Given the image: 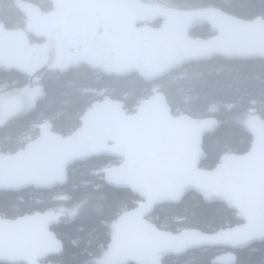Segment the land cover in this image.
I'll list each match as a JSON object with an SVG mask.
<instances>
[{"label":"water","instance_id":"1","mask_svg":"<svg viewBox=\"0 0 264 264\" xmlns=\"http://www.w3.org/2000/svg\"><path fill=\"white\" fill-rule=\"evenodd\" d=\"M44 12L15 0L25 27L7 29L0 21V70L28 76L27 83L0 91V130L35 110L46 92L45 72L86 65L110 76L136 73L151 82L192 62L264 59V18L245 19L219 7L172 8L142 0H48ZM159 22L158 25H153ZM206 25L210 36L194 37ZM28 33L42 43H30ZM251 135L241 153L221 155L211 168L203 138L218 127L213 116L174 114L161 91L131 112L108 95L95 100L70 135L42 124L38 134L12 153L0 149V191L50 189L68 180V167L94 156L119 158L103 171L105 184L128 189L140 200L111 223L109 264H162L166 256L193 249L238 248L264 240V119L246 121ZM205 203L221 202L240 223L205 232L160 229L147 216L158 205L178 204L188 192ZM65 212L54 208L17 217L0 216V263L55 264L62 241L51 227Z\"/></svg>","mask_w":264,"mask_h":264},{"label":"trees","instance_id":"2","mask_svg":"<svg viewBox=\"0 0 264 264\" xmlns=\"http://www.w3.org/2000/svg\"><path fill=\"white\" fill-rule=\"evenodd\" d=\"M13 0H0V21L10 27L20 19ZM143 1V0H142ZM166 7L184 9L215 6L245 19L264 18V0H153ZM194 37L210 36L208 26L191 30ZM26 77L15 71L0 70V91L19 87ZM46 97L35 110L0 130V149L12 153L36 136L40 125L50 121L53 130L68 134L79 126V117L95 98L108 95L124 102L131 112L147 98L152 87L166 95L174 114L187 113L194 117L213 116L218 127L203 138L206 158L204 168H211L219 157L228 152H244L251 140L241 116L251 113L264 119V59H223L192 62L153 80L143 81L136 73L126 76L104 75L86 66L70 69L64 74L49 73L43 80ZM95 91H103L94 95ZM108 157L75 162L69 169V181L51 190L28 188L20 192L0 191V216L17 217L53 207L69 210L72 218L55 224L51 229L62 241L59 255L46 261L55 264H90L100 258L101 249L108 248L112 221L140 200L128 189H118L103 181L101 165ZM57 194L64 198L54 199ZM63 211V210H61ZM65 212V211H64ZM147 218L160 229L179 231L196 228L215 232L234 226L240 221L236 213L221 202L205 203L190 191L178 204L165 203L154 208ZM221 251L233 254L227 264H264V240L238 248H203L183 254L166 256L162 264H224L216 261ZM105 256V253H104ZM3 264V263H0ZM133 264V263H128Z\"/></svg>","mask_w":264,"mask_h":264},{"label":"flooded vegetation","instance_id":"3","mask_svg":"<svg viewBox=\"0 0 264 264\" xmlns=\"http://www.w3.org/2000/svg\"><path fill=\"white\" fill-rule=\"evenodd\" d=\"M14 1L15 0H13V5H14ZM22 1H28V2H31V3H34V4H36V5H38L40 8H41V10L42 11H44V12H47V11H49L51 8H52V4L48 1V0H45L46 1V5H43V4H39L36 0H22ZM14 7H15V5H14ZM16 8V7H15ZM17 9V8H16ZM17 11H18V13H19V15H20V18L23 20V24L21 25V26H10V27H6L7 29H13V28H24L25 27V24H26V17L24 16V15H22L20 12H19V10L17 9ZM159 24V22H155L153 25H158ZM44 38H40V39H38L35 35H32V34H29L28 33V41L30 42V43H42V42H44ZM82 66H86V65H82ZM87 67V66H86ZM79 68V67H78ZM78 68H71V69H78ZM88 68V67H87ZM89 69V68H88ZM70 70V69H69ZM90 70V69H89ZM2 71V70H1ZM68 71V70H67ZM66 71V72H67ZM91 71H93V70H91ZM5 72V71H4ZM8 72H10V71H8ZM66 72H64V73H66ZM95 72H100V71H95ZM18 73V72H17ZM49 73H53V72H51V71H47V72H45L44 73V75L42 76V78H41V80H40V82H39V84L40 85H42L43 86V80H44V78H46L47 77V75L49 74ZM56 73H58V74H60L61 75V73L60 72H56ZM64 73H62V74H64ZM101 73V72H100ZM20 74V73H19ZM53 74H55V73H53ZM20 75H23V74H20ZM24 77H26V79H28V76H26V75H23ZM43 88H44V86H43ZM105 96V95H104ZM110 97V96H109ZM102 98V97H101ZM101 98H95V99H93V101H95V100H98V99H101ZM110 98H112V97H110ZM114 99V98H113ZM92 101V102H93ZM92 102L90 103V105L85 109V110H87V109H89V108H91V104H92ZM84 110V111H85ZM83 111V112H84ZM47 122H50V121H47ZM46 123V122H45ZM51 123V122H50ZM51 125H52V123H51ZM245 125H246V123H245ZM41 126V125H40ZM39 126V127H40ZM39 129V128H38ZM52 130H53V126H52ZM54 131V130H53ZM75 131V130H74ZM74 131H72V132H74ZM54 132H56V131H54ZM71 132V133H72ZM56 133H59V132H56ZM71 133H68V134H62L63 136H67V135H70ZM37 134H38V130H37ZM36 134V135H37ZM61 134V133H60ZM35 137V136H34ZM33 137V138H34ZM30 139H32V138H30ZM30 139H28V140H30ZM27 140V141H28ZM26 141V142H27ZM25 142V143H26ZM25 145V144H24ZM24 147V146H23ZM23 147H21L20 149H22ZM19 149V150H20ZM18 151V150H17ZM97 157H108L109 158V162L106 164V165H101L100 166V168L98 169V171H104L109 165H112V164H116V163H118V161H119V158H114V157H110V156H105V155H101V156H94V157H92V158H97ZM91 159V158H90ZM74 164V163H73ZM73 164H71L69 167H68V180H67V183H68V181H69V169L71 168V166L73 165ZM66 183V184H67ZM60 185H58V186H55V187H53V188H50V189H34V190H51V189H54V188H56V187H59ZM63 186V185H62ZM30 188V187H29ZM32 188V187H31ZM28 189V188H27ZM23 190H25V189H23ZM20 191H22V190H20ZM20 191H17V192H20ZM17 192H14V193H17ZM139 202V201H138ZM108 247H109V245H108ZM107 251V250H106ZM106 253V252H105ZM105 257V256H104ZM48 262V261H47ZM109 264V263H108ZM111 264H115V263H111Z\"/></svg>","mask_w":264,"mask_h":264},{"label":"rangeland","instance_id":"4","mask_svg":"<svg viewBox=\"0 0 264 264\" xmlns=\"http://www.w3.org/2000/svg\"><path fill=\"white\" fill-rule=\"evenodd\" d=\"M39 4H43L46 5V1L45 0H36ZM145 2H152L153 0H143ZM13 2V1H12ZM155 2V1H153ZM23 24V20L20 18L18 19V17H16V20L13 21V26H21ZM16 26V27H17ZM48 76V75H47ZM27 83V82H26ZM25 83V84H26ZM24 84V85H25ZM20 86V85H19ZM23 86V85H22ZM152 92L155 91H159L157 86L152 87ZM103 94V91H95L94 95H101ZM133 109V108H132ZM251 117V113H245L241 116V120H242V124L243 126H245L246 121ZM58 196L54 197V199L56 200H60L62 198H64L63 194H57ZM56 210H63L65 211V215L64 217H62V221H68L72 218V214L70 213L69 210H64L60 207H53ZM111 225V224H110ZM111 227V226H110ZM106 252V249H101L100 251V258L96 259L94 262L90 263V264H108L106 257H104V253ZM233 254L230 252H226V251H221L219 252V254L216 257V261L220 262V263H230L233 260Z\"/></svg>","mask_w":264,"mask_h":264}]
</instances>
